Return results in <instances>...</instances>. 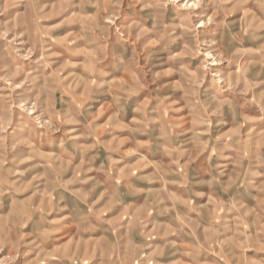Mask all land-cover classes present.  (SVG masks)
<instances>
[{
    "label": "rangeland",
    "instance_id": "obj_1",
    "mask_svg": "<svg viewBox=\"0 0 264 264\" xmlns=\"http://www.w3.org/2000/svg\"><path fill=\"white\" fill-rule=\"evenodd\" d=\"M0 264H264V0H0Z\"/></svg>",
    "mask_w": 264,
    "mask_h": 264
}]
</instances>
